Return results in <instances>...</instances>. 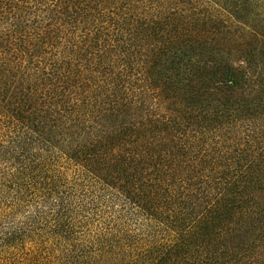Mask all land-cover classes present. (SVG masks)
Segmentation results:
<instances>
[{"label": "trees", "instance_id": "16d2710c", "mask_svg": "<svg viewBox=\"0 0 264 264\" xmlns=\"http://www.w3.org/2000/svg\"><path fill=\"white\" fill-rule=\"evenodd\" d=\"M0 264H264V0H0Z\"/></svg>", "mask_w": 264, "mask_h": 264}]
</instances>
